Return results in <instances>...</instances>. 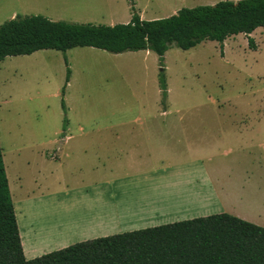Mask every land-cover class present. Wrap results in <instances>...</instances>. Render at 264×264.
I'll list each match as a JSON object with an SVG mask.
<instances>
[{
	"label": "rangeland",
	"instance_id": "1",
	"mask_svg": "<svg viewBox=\"0 0 264 264\" xmlns=\"http://www.w3.org/2000/svg\"><path fill=\"white\" fill-rule=\"evenodd\" d=\"M218 1L19 0L15 4L21 5L19 15L112 25L128 22L132 5L142 19L150 20L169 16L182 7ZM247 37L244 33L228 35L223 45L203 40L189 49L170 45L162 60L151 50L113 53L91 46H76L65 52L46 48L0 59V146L22 234L33 238L31 235L38 231L40 249L46 246L39 241L48 238L70 244L92 238L87 217L94 208L79 195L85 190L93 192L92 187L82 185L101 179L105 172L76 169L68 165L64 154L78 145L97 149L114 141H65V132L100 133L106 138L116 133L160 132V146L165 144L164 150L160 147V160L165 157L172 164L180 161L187 165L188 160L197 159L191 165L199 167L202 163L214 173L221 167L222 174V166H230L231 170L220 177L236 183L235 192L227 197L228 204H238L248 217L243 219L264 226V27L249 34L255 49L250 48ZM67 68L70 75L66 83ZM161 73L167 84L164 99L161 90L159 94ZM222 118L236 120L221 124ZM237 126L244 130L238 133ZM229 129L236 133L229 140L234 144L246 142L249 149L235 147L240 151L227 154L221 147L211 151L207 161L198 159L208 156L205 141L213 137L220 140ZM165 134L185 135L169 139ZM186 143L196 149L188 150ZM229 160L231 165L226 164ZM151 162L141 166L143 170L153 168L158 161ZM132 169H119L117 174L121 177L138 172ZM162 183L158 190L168 191L163 205L149 203L158 199L145 183L135 189L112 188L100 194L99 200L117 198V205L127 208L112 212L118 223L142 222L136 221L139 215H152L149 210L158 206L161 217L162 211L176 207L184 189L171 183L164 189L165 181ZM66 186L65 198L62 193ZM113 192L116 196L110 195ZM202 203L203 197L198 196L196 217ZM46 227L54 231H44Z\"/></svg>",
	"mask_w": 264,
	"mask_h": 264
},
{
	"label": "trees",
	"instance_id": "2",
	"mask_svg": "<svg viewBox=\"0 0 264 264\" xmlns=\"http://www.w3.org/2000/svg\"><path fill=\"white\" fill-rule=\"evenodd\" d=\"M132 9L128 22L112 25L16 15L0 24V59L91 46L113 53L149 49L162 60L170 45L189 49L203 40L223 45L228 35L238 33L246 34L255 49L249 34L264 27V0H220L150 20ZM69 75L67 68L66 83ZM159 87L166 98L163 73ZM0 264H264V226L220 212L81 240L28 259L0 146Z\"/></svg>",
	"mask_w": 264,
	"mask_h": 264
},
{
	"label": "crops",
	"instance_id": "3",
	"mask_svg": "<svg viewBox=\"0 0 264 264\" xmlns=\"http://www.w3.org/2000/svg\"><path fill=\"white\" fill-rule=\"evenodd\" d=\"M15 1L18 2L19 0H0V24L10 18L15 17L16 15H19L18 12L21 5L15 4ZM234 120L236 119L222 118L219 119V123H233ZM241 122L243 124L248 123V121ZM235 130L240 133V131H243L244 128L237 126ZM228 131L229 132L220 135L223 140H218L217 138L213 137L212 139L205 141L204 153L208 156H206V158L198 159L207 161L209 157H212L211 151L216 152L215 149H220L221 147H224L223 153L225 152L227 154H232L235 149H249V146L248 144H246V142L245 144H234L232 141L234 137L232 136L236 135V133H232L230 129ZM183 135L165 134L164 136H170L169 139H172V137L174 136ZM62 136L65 141L72 139L93 141L108 139L114 141L110 142L108 147H98L97 149H89L86 147H80V145H78L77 148L75 147L72 150H68V152L64 154V156L67 158V160L65 161L68 163V165H71L76 169L85 167L84 169L87 168L88 170H90L91 168V170L94 171L104 170L103 172H105L101 179H91L92 181L90 183H88L87 185H82L83 187H92L93 192H90V190H85L84 192H81V195H79L81 196L80 199L82 201L87 198L86 201H90L89 204H91V206L94 208V210H92L91 212V215L87 217L89 218V224L91 225L92 233L90 235L92 238L115 234L120 231L122 232L124 229L128 228L129 230H133L177 220L194 218L197 215L196 210L198 209V205H196V200L198 196L203 197L204 201V203H202V207L199 210V216H206L212 213L228 212L240 218L248 219L247 215L244 214L242 210H240L241 207H239L238 204H228L227 197L235 192L234 189L236 183H234L233 181H224L220 179V177L223 176L226 171L231 170L229 169L230 166H222L225 169L222 174L219 170L221 167H218L216 169L217 171H215L214 173L202 163L199 164V167L191 165L192 162L195 164V161H197V159L192 162L188 160L187 165H181V163H179L180 161L172 164L170 160L166 161L165 157L160 160V147H162V150H164L165 147V144L160 146V132L147 131L137 133H116L113 135H109V138H106V135L100 133L65 132ZM229 138H231L232 140L230 141ZM97 145L99 146V144ZM185 146L188 150L189 148L191 150L196 149V146L193 147L192 144L186 143ZM235 147H239V149ZM69 158L70 160H68ZM153 159L158 161L156 166L150 169L143 170L144 167L141 166L151 165V160ZM229 162L231 161L229 160L226 164H230ZM119 169H132V171L138 172H133L131 174L127 173V175L125 174L124 176L119 177L120 175L117 174V170ZM149 170L152 172H149ZM172 173L174 177H171ZM227 177H229V175H227ZM164 181L166 184V187L164 189L170 187V183L172 186H182L184 187V189L183 193L179 195V200L176 203V207L171 211L170 209L162 211L163 215H161V217L160 210H157L160 208V206H158L157 208L154 207L149 210V212L153 213L152 215H139V220L136 221L142 222L135 223L134 221H121V223H118L116 220L117 218L115 217L116 214L112 213L115 211H119L118 208L120 207L119 205H117L119 203L117 198H109L107 200L102 198L103 201L101 199V202L99 200L100 194H106L107 192L112 191V188L115 189L122 186L123 188L131 187L135 189L140 184L145 183L148 184L149 188L152 191H155L157 194L156 199H158V201L156 203H149H161L163 205L165 200H167L168 198V191H159L158 189H160V184H163L162 182ZM67 188L68 186L64 187L65 191L64 193H62L65 195V198L68 197L66 194L68 193ZM111 194L116 196L115 192L110 193V195ZM224 199L226 203L224 202ZM120 209L126 210L127 208ZM124 219H127V217H124ZM118 225L120 226L118 227ZM44 231L52 233L54 231V228L46 227ZM19 233L24 255L28 259L50 252L52 251V249L55 250L65 247L71 243L69 241H59L55 239L50 242L48 238L46 241H41L43 243L39 241L41 245L43 244L46 246L40 249L38 248L39 244L36 241V237H40V233L38 231L34 233V235H31L33 236V238L30 237V234L23 235V232H21L20 229ZM45 243L48 245H46Z\"/></svg>",
	"mask_w": 264,
	"mask_h": 264
}]
</instances>
